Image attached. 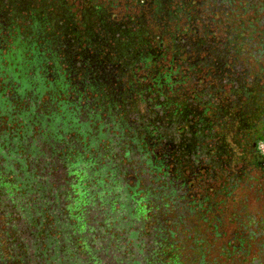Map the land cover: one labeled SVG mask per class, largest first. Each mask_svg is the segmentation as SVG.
I'll list each match as a JSON object with an SVG mask.
<instances>
[{
  "label": "flooded vegetation",
  "instance_id": "obj_1",
  "mask_svg": "<svg viewBox=\"0 0 264 264\" xmlns=\"http://www.w3.org/2000/svg\"><path fill=\"white\" fill-rule=\"evenodd\" d=\"M175 1L198 4L182 34L191 46L201 23L240 13L245 56L230 51L224 29L206 56L258 89L263 112L264 0ZM30 93L0 78V264H264L263 114L246 132L221 124L252 157L230 170L211 139L154 152L104 114L62 117L49 93Z\"/></svg>",
  "mask_w": 264,
  "mask_h": 264
},
{
  "label": "trees",
  "instance_id": "obj_2",
  "mask_svg": "<svg viewBox=\"0 0 264 264\" xmlns=\"http://www.w3.org/2000/svg\"><path fill=\"white\" fill-rule=\"evenodd\" d=\"M107 1L0 0L3 83L19 84L32 98L46 91L62 117H76L79 110L96 119L104 114L154 152L177 146L182 138L211 139L217 154H226L225 168L247 167L252 157L241 150L248 146L242 134L220 126L254 129L264 115L254 109L261 102L258 89L241 88L223 75L215 54L211 60L206 56L215 51L222 29L230 51L245 56L244 34L250 33L240 13L231 11L223 23L216 16L201 23L190 34H199L200 42L191 46L182 34L192 22L186 12L197 3L126 0L130 5L122 12L119 0ZM206 154L209 149L199 151L197 165Z\"/></svg>",
  "mask_w": 264,
  "mask_h": 264
},
{
  "label": "rangeland",
  "instance_id": "obj_3",
  "mask_svg": "<svg viewBox=\"0 0 264 264\" xmlns=\"http://www.w3.org/2000/svg\"><path fill=\"white\" fill-rule=\"evenodd\" d=\"M100 2L103 3L104 5H108V4H109L107 0H100ZM126 3H127L128 5H130V4H129V1H126V0H119L120 10H121L122 12L125 11V4H126ZM75 4L78 5L77 2H76ZM259 126H260V125H259Z\"/></svg>",
  "mask_w": 264,
  "mask_h": 264
}]
</instances>
